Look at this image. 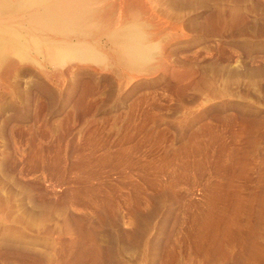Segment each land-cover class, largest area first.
<instances>
[{
  "label": "rangeland",
  "instance_id": "1",
  "mask_svg": "<svg viewBox=\"0 0 264 264\" xmlns=\"http://www.w3.org/2000/svg\"><path fill=\"white\" fill-rule=\"evenodd\" d=\"M97 1L95 58L0 71V264H233L193 242L214 188L264 195V0Z\"/></svg>",
  "mask_w": 264,
  "mask_h": 264
},
{
  "label": "bare ground",
  "instance_id": "2",
  "mask_svg": "<svg viewBox=\"0 0 264 264\" xmlns=\"http://www.w3.org/2000/svg\"><path fill=\"white\" fill-rule=\"evenodd\" d=\"M122 3L128 2L122 0ZM133 3L139 4V1ZM100 5L97 0H37L34 3L0 0L1 73L11 70L14 60L23 57L30 48L45 56L44 60L64 62L73 58H95V50L85 44L87 40L79 34L87 27V17L98 14ZM65 29L71 31L76 43H69L71 38L63 33ZM134 54L131 52L132 57ZM148 61L143 57L136 60V64L144 65ZM212 191L206 201V213L197 219L199 227L193 242L196 251L203 253L208 261L221 259L233 264H261L264 245L259 241L255 224L261 221L264 227V195L262 198L254 193L243 196L241 189L233 185L216 187ZM215 198L222 200L225 207H215ZM240 213L245 216L244 223L238 221ZM251 222L253 227H250ZM49 261L51 263V259Z\"/></svg>",
  "mask_w": 264,
  "mask_h": 264
}]
</instances>
